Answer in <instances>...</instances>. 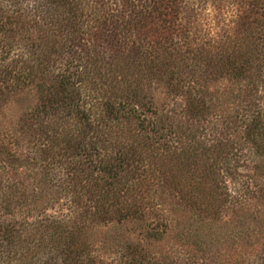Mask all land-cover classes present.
Masks as SVG:
<instances>
[{
	"label": "trees",
	"instance_id": "obj_1",
	"mask_svg": "<svg viewBox=\"0 0 264 264\" xmlns=\"http://www.w3.org/2000/svg\"><path fill=\"white\" fill-rule=\"evenodd\" d=\"M207 7L229 25L198 37ZM263 95L264 0H0V264H216L234 237L264 264ZM170 205L182 261L149 250ZM128 223L112 259L90 242Z\"/></svg>",
	"mask_w": 264,
	"mask_h": 264
},
{
	"label": "rangeland",
	"instance_id": "obj_2",
	"mask_svg": "<svg viewBox=\"0 0 264 264\" xmlns=\"http://www.w3.org/2000/svg\"><path fill=\"white\" fill-rule=\"evenodd\" d=\"M205 13L200 14L193 18V28L195 31V28H197L196 35L198 37H202V35L207 34L214 36L216 34H219L221 32L222 28H225L226 25H229V19H230V10L224 11L219 16H216L212 7H207L204 11ZM225 85L221 86V90L225 89ZM262 104L264 106V95ZM17 107H13V110L11 109L10 114H14V112H17ZM205 126H208L204 124ZM221 130L219 127H213L212 131L210 130L208 133H206V139L208 143L216 142L219 139H235L232 130L226 134L224 131L222 135L220 134ZM6 139V138H5ZM6 143V141H5ZM5 164L2 161L0 157V167H4ZM236 172L237 177L241 178L240 183L246 181V178L248 175H251L253 172V163H251L250 160H241L239 163L236 164ZM2 170H0V174ZM21 172V171H20ZM243 178V179H242ZM16 181H18V178H16ZM248 181V180H247ZM16 198L10 206V209L13 211L14 214H17L18 205ZM9 201L7 199L3 200V198L0 201V213L4 210L3 207H5ZM61 203H56L54 207L57 208V205H60ZM51 209L50 207L47 208V213L50 216H56L59 209ZM262 208L255 206L252 208V211L255 212L254 216H259ZM19 211V210H18ZM167 215V227H169V231L167 229V232L169 234L166 235L165 239L160 243H150L149 244V250L151 253L156 254L158 256H166L167 258L171 257L174 261H182L183 259H186V251L182 250L183 248L179 247V242L176 240V231L177 229L181 230L184 226H187L189 224V214L187 211H183L181 209H176V207H173L172 205L169 206L168 210H166ZM3 216V214H0ZM228 221L229 219L226 218ZM230 220L228 221V224L230 225ZM234 225V224H232ZM163 229V228H161ZM244 231V230H243ZM246 235V233H243ZM89 239L90 242H99L104 241L106 243V251L104 253V257L106 259L110 260L114 257V248L118 245V241H123L125 239H128L131 242H136L138 240H141L139 231L137 230V225L135 223H128L125 225H112L108 227H93L89 231ZM176 237V238H175ZM249 237V236H248ZM245 238V237H244ZM243 238V239H244ZM242 238L234 237L231 238H225L222 239L223 241L219 244H215L213 246L212 252H213V258L216 261V264H248L250 262L256 261L255 257L257 253L259 252L260 245L256 244V241L250 238L251 243H247ZM116 241V242H115ZM120 243V242H119ZM116 244V245H115ZM103 253V251H101ZM162 258V257H160ZM3 264H6L4 262Z\"/></svg>",
	"mask_w": 264,
	"mask_h": 264
}]
</instances>
